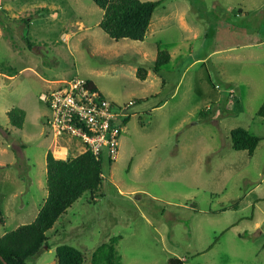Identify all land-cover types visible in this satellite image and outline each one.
Returning <instances> with one entry per match:
<instances>
[{
  "label": "rangeland",
  "instance_id": "374dc122",
  "mask_svg": "<svg viewBox=\"0 0 264 264\" xmlns=\"http://www.w3.org/2000/svg\"><path fill=\"white\" fill-rule=\"evenodd\" d=\"M143 1H161L152 22L173 12L189 28L172 17L145 41H117L93 0H0V238L38 216L48 151L82 154L77 141L49 135L41 98L82 78L130 107V119L116 160L98 158L96 196L80 198L48 233L50 249L27 263L59 264L66 244L92 264L116 237L122 264H264V0ZM258 39L261 47H242ZM159 47L174 58L152 88L138 71L154 68ZM19 107L23 128L9 115ZM237 127L261 138L252 156L233 148Z\"/></svg>",
  "mask_w": 264,
  "mask_h": 264
},
{
  "label": "trees",
  "instance_id": "16d2710c",
  "mask_svg": "<svg viewBox=\"0 0 264 264\" xmlns=\"http://www.w3.org/2000/svg\"><path fill=\"white\" fill-rule=\"evenodd\" d=\"M104 10L100 27L113 39L129 38L144 41L161 1L143 0H93ZM167 50L158 48V57L153 70L160 72L171 61ZM139 77L145 79L147 69H139ZM89 87L98 90L93 81ZM103 96V95H102ZM104 97V96H103ZM258 114L264 117V105ZM14 126L23 128L26 118L25 110L15 108L9 112ZM130 116L125 122L129 121ZM233 148L236 151H248L252 156L261 142V138L246 128L237 127L231 132ZM104 159V158H103ZM103 159L89 149L77 157L57 158L53 151L47 153L48 197L32 223L24 224L0 238V264H28L29 258L40 255L47 245L48 233L59 219L86 193L93 196L102 187L104 181ZM110 160V159H109ZM112 162V161H111ZM120 238L113 237L110 243L101 245L93 254L92 264H122L117 251ZM50 249V247H48ZM59 264H84L85 254L71 245L57 247ZM169 264H187L180 257H173Z\"/></svg>",
  "mask_w": 264,
  "mask_h": 264
},
{
  "label": "built area",
  "instance_id": "2783aa9c",
  "mask_svg": "<svg viewBox=\"0 0 264 264\" xmlns=\"http://www.w3.org/2000/svg\"><path fill=\"white\" fill-rule=\"evenodd\" d=\"M230 94H235L234 90ZM41 98L49 107L46 125L50 135L56 139L61 137V140L70 138L77 141L80 153L90 149L102 158L106 152L108 159L116 160L123 119L129 117L130 107L117 109L111 101L93 91L88 80L82 78L64 81ZM63 148L67 154L69 148Z\"/></svg>",
  "mask_w": 264,
  "mask_h": 264
},
{
  "label": "crops",
  "instance_id": "0c3cea01",
  "mask_svg": "<svg viewBox=\"0 0 264 264\" xmlns=\"http://www.w3.org/2000/svg\"><path fill=\"white\" fill-rule=\"evenodd\" d=\"M171 14V16L170 17H166V16H163V15H161L160 17H158V20L156 21V23H155V21H153L152 22V24H151V26H150V28H149V31H148V33H147V36H146V38L149 36V34H155L159 29H157L159 26H160V24H162L164 21H166V20H168V18H172V17H174L175 19H178L179 21H180V24H181V26H187L188 28H189V25H186L187 23V21H186V19H185V17L183 16V15H178V13L177 14H173V12H171L170 13ZM84 26V25H83ZM163 26V25H162ZM82 28V26L80 27V29ZM83 29V28H82ZM81 29V30H82ZM197 33V32H196ZM198 34V33H197ZM71 37H72V35H71ZM71 37L69 36V35H64V38H67L68 39V41L71 39ZM146 40V39H145ZM144 40V41H145ZM142 42V41H141ZM253 42H257V43H246V44H243L242 45V47H244V48H253V47H261L262 46V41H261V39L259 40H257V41H253ZM234 49H236V47H234V46H228L227 47V49H225V50H229V52H232ZM172 56V58H171V61L173 60V58H174V55H171ZM170 61V62H171ZM199 62H204V59H196L193 63H192V66H195L197 63H199ZM168 65V64H167ZM162 71V70H161ZM160 71V72H161ZM153 72V73H152ZM158 73V72H155L154 70H153V68H149L148 69V75H147V77L145 78V79H142L143 80V83H145V85H150L152 88L154 87V84H155V86L156 85H159V81L161 80V83L162 84H165V82H164V78L162 77V76H160V74H163L162 72L161 73ZM160 83V84H161ZM49 133V132H48ZM50 135V134H49ZM54 143V142H53ZM59 144L57 143V140L55 141V143H54V146H58ZM49 149H50V147H49ZM52 150H53V152H54V154H55V156L56 157H59L60 158V156H61V158L62 159H67L68 157H70L71 156V152H70V150H68L67 151V154H66V150L62 147H59L58 146V148L57 147H55V150H54V147L52 148ZM58 154H59V156H58ZM62 156H64V157H62ZM73 156H76V155H73ZM48 197V196H47ZM0 213L1 214H3V212L2 211H0ZM6 215H7V213H6ZM5 216V215H4ZM37 218V217H36ZM35 218V219H36ZM35 219H34V221H35ZM28 224V223H27ZM24 225V224H23ZM20 227V226H19ZM257 227H258V230H259V228H260V223H258L257 224ZM54 229H56L55 227H54ZM54 229L52 230V231H54ZM264 234V233H263Z\"/></svg>",
  "mask_w": 264,
  "mask_h": 264
},
{
  "label": "water",
  "instance_id": "95a60500",
  "mask_svg": "<svg viewBox=\"0 0 264 264\" xmlns=\"http://www.w3.org/2000/svg\"><path fill=\"white\" fill-rule=\"evenodd\" d=\"M47 248H48V245H47Z\"/></svg>",
  "mask_w": 264,
  "mask_h": 264
}]
</instances>
